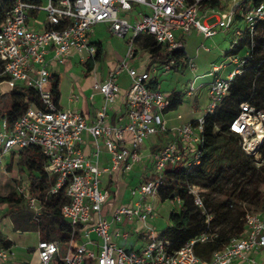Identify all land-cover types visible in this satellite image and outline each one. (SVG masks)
Masks as SVG:
<instances>
[{
    "label": "built area",
    "instance_id": "built-area-1",
    "mask_svg": "<svg viewBox=\"0 0 264 264\" xmlns=\"http://www.w3.org/2000/svg\"><path fill=\"white\" fill-rule=\"evenodd\" d=\"M205 1L208 0H47L44 5L41 0H14V6L0 26V97L16 88H24L34 90L39 101H26L29 106L14 124L0 117V166L14 152L28 147L39 148L46 158L47 173L56 179L50 193L57 194L66 189L69 203L61 213L73 229L62 258L59 242L39 241V264H259L256 255L264 251V212L247 211L245 236L216 251L209 261L198 257L193 247L196 243L211 242L214 235L202 234L180 251L170 253V243L160 239L149 224L155 218L156 210L147 201L158 198L166 168L182 164L191 172L200 164L204 116L195 124L173 129L175 141L152 155L157 177L132 190V197H138L134 206L120 207L111 219L104 215L110 197V192L101 187L104 175L118 170L130 171L141 162L145 141L168 133L164 116L170 106V97L149 85L155 76L170 74L181 64L196 71L193 60L171 57L161 67L139 73L132 67L136 57L135 40L147 35L169 52L182 50L183 43L176 40L177 32L186 35L197 30L205 38H212L231 30L240 15L239 23L245 28L235 30L233 50L243 38L244 30L252 35L264 20V0H226L225 9L208 8L209 15L201 22ZM41 13L45 15L43 21L38 18ZM99 24H109L119 38L129 34L132 37L125 58L109 72L105 82L93 85V91L104 97L105 104L97 119L88 123L79 112L64 110L55 103V77L48 69L46 57L52 53L58 64H65L74 53H86L88 59H94L97 48L89 37ZM245 58L246 55H228L227 62L233 65V70L226 78L217 76L221 66L213 68L209 76L215 79L208 92L205 114H212L228 94L235 76L242 73ZM124 73L132 81L126 95L127 122L111 125L107 110L119 98L118 80ZM194 84L195 80L185 92L189 97L195 92ZM230 132L241 138L240 149L246 155L257 157L264 146V108L252 103L242 104ZM84 134L94 140L93 161L81 149ZM100 141L111 156L110 168L99 165ZM202 192L197 187L190 188L196 205L203 210ZM18 194L24 196L38 222L40 202L27 194L26 187L18 188ZM176 202L181 205L179 199ZM133 220L141 224L149 237L142 249L129 252L114 239L127 240L128 234L121 232L120 226ZM113 226L116 227L114 230ZM92 234L100 243L92 240ZM77 236L82 243H78ZM12 258V251L0 245V264H8Z\"/></svg>",
    "mask_w": 264,
    "mask_h": 264
},
{
    "label": "trees",
    "instance_id": "trees-1",
    "mask_svg": "<svg viewBox=\"0 0 264 264\" xmlns=\"http://www.w3.org/2000/svg\"><path fill=\"white\" fill-rule=\"evenodd\" d=\"M14 3V0H0V26ZM227 3L226 0H208L203 3V6L222 10L226 8ZM240 20V15H237V23ZM239 25L243 24L239 23ZM238 28L244 29L245 26ZM136 42L150 53L153 62L169 61L171 57L178 60L186 58L184 49L169 52L151 36L137 38ZM102 54V46L99 45L96 57L87 62L88 69H92L96 62L101 61ZM229 54L246 55L245 64L242 73L235 76L228 94L217 109L212 114L204 115L200 164L191 172L182 164L168 166L164 171V185L158 192L161 203L174 202L177 199L181 201L180 210L170 213V226L161 233L159 238L168 241L169 252L175 253L202 234L214 235L211 242L196 243L193 247L195 254L207 261L232 240L245 236L244 218L248 211L245 207L264 212V146L259 152L260 159L238 150L237 154L241 159L239 164L220 166L217 162L220 150L227 149L230 145L240 149L242 140L230 132V127L240 115L241 105L252 103L264 108V20L257 25L254 34L251 35L244 30L243 38ZM149 88L158 89L159 83L153 81ZM53 95L57 104L60 92L59 81L56 79L53 84ZM184 97L182 92H174L170 97L167 112L178 109ZM26 101L38 103L37 93L32 89L16 88L8 95L0 97V117L14 124L29 106ZM193 123L195 124L196 121ZM15 157H17L16 165L19 174L27 176V194L36 198L41 206L39 221L30 226L39 232L41 240L59 242L63 252L73 235L72 227L63 219L61 213L62 208L69 203L66 189L63 188L57 194L50 193L56 179L47 173L46 158L39 148L28 147L12 153L8 165ZM191 187H197L203 191L201 194L203 210L196 205L195 197L190 194ZM205 193L212 198H204ZM214 196H219L221 200L213 198ZM1 205L10 207L9 215L12 216L15 227L18 229H24L27 225L22 220L23 212L33 217L22 195L14 193L9 196H0ZM79 231L77 229V235ZM0 245L10 248V243L1 237Z\"/></svg>",
    "mask_w": 264,
    "mask_h": 264
},
{
    "label": "crops",
    "instance_id": "crops-1",
    "mask_svg": "<svg viewBox=\"0 0 264 264\" xmlns=\"http://www.w3.org/2000/svg\"><path fill=\"white\" fill-rule=\"evenodd\" d=\"M208 8L209 7L204 6H202L201 8L203 21L205 19L204 17L206 15H209L207 11ZM44 16L45 15L41 13L39 14V17H37L39 18V20L43 21ZM238 27H243V25H239V23H237L236 21L231 30L224 33L220 32L212 38H205L204 35L197 30H193L191 33L186 34L189 38H202L201 43L196 47L195 55L193 57H190L186 53V42H184V37L186 35L177 32L176 40L183 43V49L186 53V58L193 60L196 66V71L192 72L186 65L181 64L175 71L170 74L155 76L153 81L159 83L158 89L163 92L161 88V82L164 78H166V76L171 74L182 78L192 77V79H187L188 82L189 79L190 81L192 80V83L194 80H206L197 90H195L194 94L191 97H187L193 98L195 103H198L200 106H203L207 110L209 102L208 92L215 77L209 76L211 72L209 74L198 73L201 72L202 69L198 67L196 61L199 59L201 51L206 53L211 52L212 47L209 45V43H211V45H213L217 51H222L224 46H229L228 49L222 52L223 55L219 60H215L213 63H210L212 65V70L215 66H221L222 69L217 73V76L220 78H226L228 74H230V72L233 70V65L227 62V57L229 52L231 51V45L235 38V30ZM100 31L101 33L108 31L109 34L107 35V38H117L122 42V45H120L118 48L115 46L114 49L112 47L110 51H108L106 45L101 40H98L97 33H100ZM131 37V34H129L125 38H119L115 36L111 31L109 24L96 25L93 28L89 38L91 44L97 48V52L99 45L102 46L103 54L101 61L96 62L92 69H88L87 67V62L92 59H88L86 53H83L82 55L77 53L72 54L70 57H68L65 64L56 63L53 60V54L50 53L46 57L48 69L54 75L55 79L59 81L60 97L57 104L64 110L71 109L79 112L80 114H82V116H84V118H86L88 123L94 122L97 119L98 113L103 109L105 101L104 97L101 94L93 91V85L95 83L105 82L109 72L113 70L125 58L128 49V42ZM145 37L150 36L143 35L138 38L143 39ZM135 44H138V47H136V57L134 62L132 63V67L137 69L139 73L151 72L153 68L161 67L163 64L168 62V60L163 62H153L151 60L150 53L146 49L141 47V44L139 42H136ZM71 69L75 71V74L71 72ZM123 77H126L129 80V85L126 88L122 87L120 84ZM131 83V78L127 73H124L120 76L118 80V85L120 88L119 98L115 102V104L109 107L107 110V120L109 124H126V95L131 87ZM174 92H182L186 96L185 92L183 91H173L171 93L173 94ZM203 92L205 93L206 100L202 104L201 98L199 96ZM184 100L185 97L183 99V102ZM194 108L195 105H192L191 110L189 112H186L185 114L177 113L178 109L166 112L164 117L167 121L168 133L153 136L145 141L141 152V162L136 164L130 171L118 170L114 173H108L104 175V177L102 178L101 187L110 192L109 200L104 208V215L106 218L111 219L112 214L122 206H134L135 202L138 200V197H132V190L137 188L140 184L149 182L150 180L157 177V171L154 168L152 162V155L175 141L174 135L172 133L173 129L183 127L184 125L193 123L197 120L193 117ZM179 145L182 146L181 144ZM81 149L88 159L92 161L95 159L94 154L96 151V146L91 136L87 134L83 135V144L81 145ZM99 150V165L103 168H110L112 165L111 156L107 152L103 141L99 142ZM10 159L11 156L6 158L5 162L9 163ZM147 202L151 204L156 210L155 218L149 222L150 226L154 229V224L163 225L159 214L164 212L166 208L158 198L155 200L149 199ZM167 212L169 214L168 216H170V213L172 211ZM9 213V210L4 213L0 212V237L4 241H8L10 243V248L8 249H10L13 253V258L8 264H39L37 249L39 241L41 240L39 232L34 231L38 238L37 245L28 244V240L24 237V235L26 232L32 231H24L23 229L16 228L13 218L11 215H9ZM115 228L116 227L113 226L112 230H114ZM166 229L159 232H156L154 229V232L159 237L161 233ZM120 230L121 232L128 234V239L123 240L121 238H115L114 240L117 244L124 247L129 252H136L142 249L149 237V234L143 230L141 224H139L136 220L126 222L125 224L120 226ZM91 237L93 241H95L96 243H100L98 237L95 234H92ZM77 241L78 243H82V239L80 237ZM95 250H97V248H95ZM65 253L66 247L64 248L63 252L61 247L60 257L62 258ZM256 260L259 264H264V251L256 255Z\"/></svg>",
    "mask_w": 264,
    "mask_h": 264
},
{
    "label": "rangeland",
    "instance_id": "rangeland-1",
    "mask_svg": "<svg viewBox=\"0 0 264 264\" xmlns=\"http://www.w3.org/2000/svg\"><path fill=\"white\" fill-rule=\"evenodd\" d=\"M42 3L45 5L47 3V0H41ZM149 11H147V14ZM217 13H220V11H217ZM200 21H203V18H200ZM98 40H101L107 47V50L110 51V49L115 46L118 48L120 45H122V42L118 40L117 38H107V35L109 34L108 31L100 33L98 32ZM202 38H189L187 35L184 37V42H186V53L190 56L193 57L195 55V50L196 47L201 43ZM209 45L212 47V50L210 53H206L201 51L199 59L196 61V64L198 65L199 68H201V74H209L212 72V65L210 63H213L215 60H219L222 55L223 51L228 49L229 46H224L222 51H217L216 48L209 43ZM110 47V48H109ZM136 47H138V44H136ZM139 49V48H138ZM117 50V49H116ZM71 72L75 74V71L71 69ZM73 75V74H72ZM190 78V77H188ZM187 77L182 78L176 75H168L166 78H164L161 82V88L163 92L167 93L168 97H171L173 91H183L186 92L191 88V83L192 77L189 79V82L187 81ZM206 80H196L194 84V89L197 90ZM67 82V79H66ZM121 86L126 88L129 85V80L126 77H123L120 82ZM201 98V103L203 104L204 101L206 100L205 93H201L200 96ZM192 105H195L194 108V114L193 117L196 118L197 120L204 116L206 113V109L203 106H200L198 103L194 102L193 98L185 96V100L183 104L180 106L178 109L177 113L185 114L186 112H189L191 110ZM173 113V112H172ZM176 113V114H177ZM241 151V149H238V147H234L232 145L229 146L227 149H222L220 152H218L219 157L217 158V162L220 166H234L239 164L241 159L238 157L237 152ZM242 152V151H241ZM261 156L258 155L256 159H260ZM6 160V159H5ZM16 160L17 157L11 161L10 165H8V162H4L0 166V196H9L11 194H18V188L21 187H26L27 186V176L26 174H19L17 170V165H16ZM167 183V182H166ZM168 185H172L171 183H167ZM212 198L209 197L206 193L204 194V198ZM213 198H217L218 200H221L219 196H214ZM163 206L166 208V210L162 213H160V218L161 221L163 222L162 224H154V229L156 232L162 231L166 229L168 226H170V221H169V214L167 211H179L180 206L176 201L170 202L167 201L165 203H162ZM10 207L7 205H1L0 206V212L4 213L7 210H9ZM11 209H15L14 207H11ZM245 210H248L250 212H257L255 208L251 207H245ZM30 214L23 212L22 215V220L25 222L27 225L23 229L24 231L31 230L32 232H26L24 237L28 240V244L32 245H37L38 243V238L35 231V228L32 226L35 224L34 218ZM24 224V223H23ZM32 224V226H30ZM16 238V237H15Z\"/></svg>",
    "mask_w": 264,
    "mask_h": 264
},
{
    "label": "bare ground",
    "instance_id": "bare-ground-1",
    "mask_svg": "<svg viewBox=\"0 0 264 264\" xmlns=\"http://www.w3.org/2000/svg\"><path fill=\"white\" fill-rule=\"evenodd\" d=\"M260 137H261V135H260ZM262 138V137H261Z\"/></svg>",
    "mask_w": 264,
    "mask_h": 264
}]
</instances>
